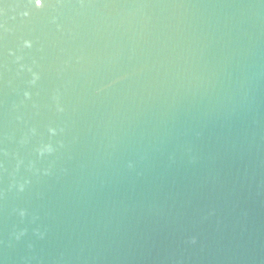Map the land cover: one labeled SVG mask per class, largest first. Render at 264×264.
<instances>
[{
    "label": "water",
    "instance_id": "1",
    "mask_svg": "<svg viewBox=\"0 0 264 264\" xmlns=\"http://www.w3.org/2000/svg\"><path fill=\"white\" fill-rule=\"evenodd\" d=\"M0 264H264V0H0Z\"/></svg>",
    "mask_w": 264,
    "mask_h": 264
}]
</instances>
